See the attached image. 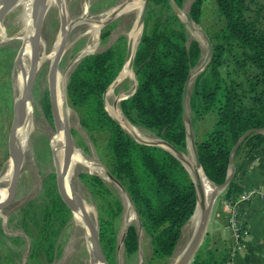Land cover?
Instances as JSON below:
<instances>
[{
    "label": "trees",
    "instance_id": "1",
    "mask_svg": "<svg viewBox=\"0 0 264 264\" xmlns=\"http://www.w3.org/2000/svg\"><path fill=\"white\" fill-rule=\"evenodd\" d=\"M186 1L175 0L180 8ZM205 1L193 0L189 8L188 14L197 26L203 23ZM250 3L216 0L223 24L214 36L208 34L214 56L210 66L192 80L188 97L193 125L217 112L213 130L196 142L205 175L214 187L226 182L233 150L251 132L234 156L237 172L224 191L226 203L235 202L244 192L239 174L246 161L264 147V29L259 16H250ZM117 28L118 22L112 21L102 29L103 48L80 59L71 70L67 94L91 141L97 144L98 137H103L110 175L126 190L142 228L151 238V261L155 262L174 256L197 210L198 191L177 156L165 148L137 142L106 108L104 96L123 71L128 56V36L118 34L113 40ZM205 58L201 42L174 14L169 1L150 0L133 63L138 90L121 102L124 115L150 137L185 153L189 138L183 115L184 88ZM225 71L228 84L223 94ZM79 179L95 198L104 201L100 205L105 214L100 238L107 261L114 264L113 230L125 211L124 201L98 174L83 171ZM57 188L54 182L44 197L20 209V229L32 241L27 264H55L62 254L59 237L71 211ZM22 241L20 238V264L24 256ZM124 243L129 256L139 251L136 226L129 227ZM230 251L231 246L224 248L207 236L192 264H224Z\"/></svg>",
    "mask_w": 264,
    "mask_h": 264
},
{
    "label": "rangeland",
    "instance_id": "2",
    "mask_svg": "<svg viewBox=\"0 0 264 264\" xmlns=\"http://www.w3.org/2000/svg\"><path fill=\"white\" fill-rule=\"evenodd\" d=\"M138 1L139 0H62V6L64 5L65 11L62 9L60 10L58 5L50 4L44 22L40 53V58H43L44 62L39 68L40 71L36 74L30 99L29 107H32L34 111L30 119L33 130L29 136L27 147L23 151L19 190L14 202L5 210L0 211V262L2 261L4 264H20V238H22L23 245L21 250L24 254L22 262L23 264L28 263L29 247L32 241L30 237L20 229V209L25 204L40 198V196L44 197L54 182L57 184L54 152L59 156V146H54L53 140L59 134V129L55 124L51 111L49 72L53 62L50 56L53 54L59 35L63 31L62 14L65 15L67 24L73 25V29L59 68V74L62 78L61 94L63 99L68 103V108L70 109V111H68L70 112L69 119L72 130L78 133L74 135L76 150L81 152L83 158L87 162L75 166L70 185L77 194L84 198L86 204L91 208L92 217L98 223L100 232L101 218L105 216V214L101 212L100 205L102 202L104 203V201L95 198L90 193L79 179V174L83 171H87L92 174L100 175L111 187L114 194L124 201L125 211L122 216L117 219L113 230L115 235L113 242L114 248L112 251L114 264H175L191 243L197 225L193 228L190 221L184 229L182 239L178 244L174 256L160 261H151L153 253L151 238L142 228L140 219L126 190L110 175L109 157L103 137H98L97 144L91 141L89 135L81 126L78 115L71 108L68 99L67 77L71 70L77 65L80 59L88 55H93L103 48L101 44V33L105 26L101 29L99 37L95 38L91 32L92 25L96 23L99 24L106 18H114L113 22H118V28L114 31L115 35L113 40L118 34H126L128 36L129 50L130 40L135 30L137 11L128 9L121 12L122 15L119 17H115V14H110V11L114 8L119 9L123 7L124 9ZM192 2L193 0L186 1L184 8H182L184 13L188 14ZM250 8L252 10L250 16L252 18L259 16V24L264 29V0H251ZM28 18L27 10H25L24 7H17L4 19L2 29L0 28V40H2L0 41V190H10L11 181L6 178L11 165L10 162L12 161L9 150V133L14 122L15 104L22 96L20 88L21 69L18 56L22 46L26 43ZM222 24L223 20L218 11L216 0H206L203 6V23L197 27L207 36L208 34L214 36V34L220 30ZM193 36L201 42L205 54L207 55L208 45L205 38L200 32L193 34ZM140 38L141 34L139 41ZM50 53L52 54L50 55ZM227 80L225 71L223 94L226 92ZM136 85V73L134 79L125 78L120 74L117 82L107 90L104 96L107 110H110L107 104L109 102L111 107L120 108L121 113L124 115L120 104L135 91ZM124 117L127 123H120V125H122L123 128L125 127L124 129L129 132V124L130 126L135 125L125 115ZM216 121L217 112H214L204 120L196 122L195 125H193L195 141H202L213 130ZM142 132L148 139L159 140L150 137L143 130ZM184 155L190 165H194L191 140H188ZM53 175H56V178ZM217 205L219 207L224 205L225 209L226 201L224 200V192L218 198L216 207ZM69 209L71 211V218L59 237L62 254L55 264H90V260L93 256V248L87 227L85 224L75 220L73 209L71 207H69ZM212 222L214 223L215 219H213ZM131 226H136L138 228L140 249L136 254L129 256L125 251L124 241L127 231ZM208 236H212L214 242L220 243L224 248L231 246H228L226 241L224 243L222 238L217 236L216 233ZM205 239L201 246L202 248L205 246ZM108 264L110 263L108 262Z\"/></svg>",
    "mask_w": 264,
    "mask_h": 264
},
{
    "label": "water",
    "instance_id": "3",
    "mask_svg": "<svg viewBox=\"0 0 264 264\" xmlns=\"http://www.w3.org/2000/svg\"><path fill=\"white\" fill-rule=\"evenodd\" d=\"M20 1L22 0H1L0 1V24L3 23L8 13L14 10L15 7L20 3ZM168 1H169L170 7L172 11L174 12V14L178 16V18L184 23V25H186L189 28L192 34L200 32L202 36L205 38L207 45H208V52H207L205 60L203 61L202 65L191 74L189 80L187 81L185 85L184 93H183V115H184V120L187 125L188 138H189L188 140H191V145L193 149L194 165H190V163L186 160L184 153L169 143H166L162 140H151L148 138L144 139L139 136H136L130 131L129 133L132 134L134 138L136 139V141L139 142L140 144L147 145V146H155V147L158 146V147H162V148H165L171 151L175 156H177L184 163V165L187 167L188 171L190 172L193 178V181L198 191L199 203H198L197 210L194 216L192 217V219L196 216V214H198L199 218L197 222L196 231H195V234L193 236L191 243L189 244L187 249L184 251V253L180 256V258L175 263V264H192L196 257L198 250L202 246L204 239L207 235L208 226L211 221L216 202L236 175L237 170H236V167L234 166V156L238 148L241 146L242 142L249 136L251 132H248L247 134H245L243 138L235 146L233 153H232V160H231L232 169H231V172L226 182L222 186L214 187L211 194L208 195L206 192V187H205L204 179L202 176V172H204V169L201 163L199 152L197 150L194 127H193V123L190 118L188 97H189V91H190L192 80L210 66L213 56H214V48L208 36L197 27V25L194 23L190 15L184 13L183 9L177 5L175 0H168ZM61 3H62V0H61ZM149 3H150V0H146L144 11H143V27H142L141 37L143 34V30H144V22H145V17L148 11ZM49 6L50 4L48 0H34L33 11H32V20L34 24V33H33V39H32V51H33L32 52L33 53L32 68H31V74L29 78H26L24 80V84L22 88V96L15 104L14 122L12 124L10 133H9V150L11 153V160L13 163V175H12L11 182H10L9 198L3 204H0V211L5 210L7 207H9L14 202V200L17 197L18 190H19V181H20L22 162H23V150L18 140V129H19V126L27 118L28 109L30 106L32 89L34 85V80L39 70L38 63L40 60V53H41V47H42L43 27H44V22H45V18H46ZM121 15L122 13L119 12L118 14L115 15V17H119ZM113 20L114 18H106L104 21H101V23H99L100 31L104 26L108 25ZM62 28H63V31H65V34H63L60 40L59 48L57 49V52L55 53V56L53 58V62L51 65V69L49 72V95H50V105H51L52 115H53L57 128L60 129L62 126L64 128V132H63L64 133V152H65V162H66L64 166H62V163H61V160L58 154L54 152L55 160H56L57 187H58V191L62 199L64 200V202L72 209H73V204L74 203L77 204L82 212L84 224L87 227L89 238H90L92 248H93V256L90 260V264H98V262H104L105 264H108L107 258L105 256V253L103 251L102 244H101L100 228H99L98 223L95 221L92 215L87 211L86 201L84 200V198L80 196L79 194H77L72 189L70 182L67 184L65 182L66 169L69 165L72 155L74 154L77 148H76V144L74 140V135L72 132V127L70 124L69 115L67 114L68 110L70 111V109L68 108V103L64 100L60 106V99H59V93H58V79L60 77V74H59L60 63L66 51V47H67V44L70 38V34L73 29L72 24L71 25L67 24L64 14H62ZM139 43L140 41L138 42V45ZM128 55H129V50H128ZM23 56H24V45L22 46V49L19 52V56H18L19 61L23 59ZM133 63H134V58H133ZM117 80L113 84H115ZM136 80H137V77H136ZM137 90H138V81H137L135 91L127 99L133 97L137 93ZM104 101H105V98H104ZM116 121L120 124L118 120Z\"/></svg>",
    "mask_w": 264,
    "mask_h": 264
},
{
    "label": "bare ground",
    "instance_id": "4",
    "mask_svg": "<svg viewBox=\"0 0 264 264\" xmlns=\"http://www.w3.org/2000/svg\"><path fill=\"white\" fill-rule=\"evenodd\" d=\"M48 2H49V4H52V5H56V6L58 5L60 7V10L61 9L64 10V7H63L64 5L62 6L61 0H48ZM145 3H146V0H139L138 2L132 4L131 6H128V7L124 8V9H123V7L119 8V9H115L114 8V9H112L110 11V14H115V15L118 14L119 12L121 13V12H123L125 10H128V9H132L134 11L135 10L137 11V20H136V24H135V30H134V34L132 35L131 40H130L129 55H128L127 62H126V65L124 67V70L122 72V76H124L125 78L134 79V77H135V73H134V70H133V58H134V55H135V51H136V48H137V44H138V41H139L140 34L142 32L143 11H144V7H145ZM33 4H34V0H22L15 7V8L24 7L25 10H27V12H28V17H29L28 18L29 22L27 23V32L28 33H27V36H26V43L24 44V56H23V59L20 61V69H21L20 88H21V91H22V88H23L24 80L26 78H29V76L31 74L32 61H33V59H32V57H33V53H32L33 52L32 51V39H33V33H34V24H33V20H32ZM0 28L2 29V24H0ZM91 32L93 33L95 38L99 37L100 24H97V23L93 24L92 27H91ZM63 34H65V31H62L61 34L59 35V38H58V41H57V43L55 45V49H54L53 54L50 53V55L52 54L50 56L51 59L54 58L55 53L57 52V49L59 48L60 40H61ZM43 56H44V54H43ZM43 62H44V59L40 58L39 63H38V68H40V66L43 64ZM38 71H40V70H38ZM63 81H64V79H63ZM61 91H62V78L60 76L59 79H58V93H59V99H60V106H61L62 102L64 101L63 96L61 94ZM107 104H108V107H110L109 112L112 114L111 116H113L121 124L127 123L124 115L120 111V108L111 107V105H109V102ZM33 112L34 111H33L32 107H29L27 118L19 126V129H18V140H19L20 146H21L23 151L27 147V142H28L29 136H30V134L32 133V130H33L32 124L30 123V119H31V117L33 115ZM67 114L70 115V112L68 111ZM129 130H130V132H132L136 136H139V137L144 138V139L147 138L144 135V133L142 132V130L137 128V127H135V126H132V125L130 126V124H129ZM63 132H64V128L62 126L59 129V132H58L59 134L57 133L58 135L53 140L54 146H59L58 151H59V156H60V160H61L62 166H64L65 163H66L65 162V152H64V133ZM84 163H87V162L83 158V155L81 154V152L79 150H76L74 152V154L72 155V158H71V160L69 162V165H68V167L66 169V176H65L66 184L70 182L71 176L73 174V170H74L75 166L77 164L80 165V164H84ZM10 164H11L10 168H9L8 173L6 175V178L9 181H11V178H12V175H13V163H12V161L10 162ZM202 176H203V179H204L206 192H207L208 195H210L211 192L213 191L214 187H213L212 183L209 182V180L206 177V175L204 174V172H202ZM9 181H7V182H9ZM9 195H10V190L9 189L0 190V204H3L9 198ZM73 209H74V214H75V220H77L78 222L84 224V220H83V217H82V212H81L80 208L78 207V205L74 203L73 204ZM86 209L92 215L91 208L87 204H86ZM198 218H199L198 214H196V216L191 220L193 228L196 227L197 222H198ZM98 264H105V263L104 262H98Z\"/></svg>",
    "mask_w": 264,
    "mask_h": 264
},
{
    "label": "crops",
    "instance_id": "5",
    "mask_svg": "<svg viewBox=\"0 0 264 264\" xmlns=\"http://www.w3.org/2000/svg\"><path fill=\"white\" fill-rule=\"evenodd\" d=\"M239 182L244 191L259 188L264 192V147L246 161L244 170L239 174ZM217 207L215 205L206 237L216 233L229 246L231 231L228 216L224 212V205ZM246 208L249 212L246 224L250 230V242L248 250L237 254L234 262L235 264H264V200L261 196H256L246 205ZM213 219H215L214 223Z\"/></svg>",
    "mask_w": 264,
    "mask_h": 264
},
{
    "label": "built area",
    "instance_id": "6",
    "mask_svg": "<svg viewBox=\"0 0 264 264\" xmlns=\"http://www.w3.org/2000/svg\"><path fill=\"white\" fill-rule=\"evenodd\" d=\"M256 196H261L264 200V192L259 188H252L245 190L235 202L226 203L224 212L228 216L232 240L229 258L224 264H235L236 255L248 250L250 230L246 224L249 215L246 205L254 200Z\"/></svg>",
    "mask_w": 264,
    "mask_h": 264
}]
</instances>
